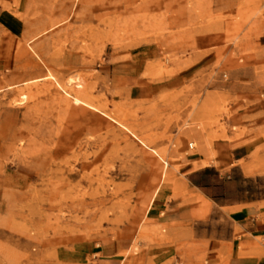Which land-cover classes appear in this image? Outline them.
<instances>
[{"label": "rangeland", "instance_id": "1", "mask_svg": "<svg viewBox=\"0 0 264 264\" xmlns=\"http://www.w3.org/2000/svg\"><path fill=\"white\" fill-rule=\"evenodd\" d=\"M198 157L264 197V0L0 1V264H206Z\"/></svg>", "mask_w": 264, "mask_h": 264}, {"label": "crops", "instance_id": "2", "mask_svg": "<svg viewBox=\"0 0 264 264\" xmlns=\"http://www.w3.org/2000/svg\"><path fill=\"white\" fill-rule=\"evenodd\" d=\"M10 2L16 0H0ZM201 51H207L209 45L202 44ZM250 141L239 145L240 150L252 143ZM230 157H220L218 163L228 165ZM202 158L190 160L189 165L184 168V180L202 199L212 203L220 209H225L232 222L233 235L227 247L221 249L224 253L216 254L206 264H264V197H254L247 194L242 188L241 181L255 180L257 173L246 174L244 169L230 165L227 168H217L213 164H204ZM178 166H182L178 163ZM237 177H239L236 180ZM156 199V198H155ZM153 200L150 209L162 211L167 217L180 215L181 205H170L169 203H159L154 206ZM162 206V207H160ZM217 251L220 249L217 247Z\"/></svg>", "mask_w": 264, "mask_h": 264}, {"label": "bare ground", "instance_id": "3", "mask_svg": "<svg viewBox=\"0 0 264 264\" xmlns=\"http://www.w3.org/2000/svg\"><path fill=\"white\" fill-rule=\"evenodd\" d=\"M61 207H63V205H61Z\"/></svg>", "mask_w": 264, "mask_h": 264}, {"label": "built area", "instance_id": "4", "mask_svg": "<svg viewBox=\"0 0 264 264\" xmlns=\"http://www.w3.org/2000/svg\"><path fill=\"white\" fill-rule=\"evenodd\" d=\"M189 148H190V144H189Z\"/></svg>", "mask_w": 264, "mask_h": 264}]
</instances>
